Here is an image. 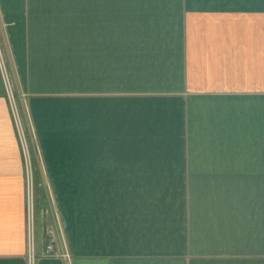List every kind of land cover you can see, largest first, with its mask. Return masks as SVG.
Segmentation results:
<instances>
[{
	"label": "crops",
	"instance_id": "crops-1",
	"mask_svg": "<svg viewBox=\"0 0 264 264\" xmlns=\"http://www.w3.org/2000/svg\"><path fill=\"white\" fill-rule=\"evenodd\" d=\"M0 55L32 264H264V0H0ZM26 180L0 71V264Z\"/></svg>",
	"mask_w": 264,
	"mask_h": 264
},
{
	"label": "built area",
	"instance_id": "built-area-1",
	"mask_svg": "<svg viewBox=\"0 0 264 264\" xmlns=\"http://www.w3.org/2000/svg\"><path fill=\"white\" fill-rule=\"evenodd\" d=\"M0 71H1V75L4 81V85H5V91H6V96L8 97V100L10 102L11 105V109H12V113L14 116V120H15V125L17 128V132L19 135V139L23 148V153L25 155V159H26V176H27V180H26V199H27V211H28V215L31 214V210L30 207L32 206L33 208V204L30 205L32 203V189H33V184H32V179H31V174H30V165H29V158H28V153H27V143H26V139L24 137V132L22 129V124L20 121V117L18 115L17 109H16V105H15V95L13 93V90L11 88L10 82H9V78L7 75V72L5 70L4 67V63L2 61L1 55H0ZM31 208V209H32ZM33 213V211H32ZM31 216L33 217V214H31ZM30 217V215H29ZM32 224L28 225V250H27V256H28V260H29V264H32V259L34 256V249H33V234H32ZM45 251L49 252V253H55L57 255H59L60 257H63L65 259H69V252L67 250H60L59 252L55 250L53 244L51 242H48L45 244Z\"/></svg>",
	"mask_w": 264,
	"mask_h": 264
},
{
	"label": "rangeland",
	"instance_id": "rangeland-1",
	"mask_svg": "<svg viewBox=\"0 0 264 264\" xmlns=\"http://www.w3.org/2000/svg\"><path fill=\"white\" fill-rule=\"evenodd\" d=\"M32 203L30 204V205H32L33 204V208H32V206L30 207V210H31V214H33V217H34V212H35V210H36V204H37V200H36V191H35V186H33V189H32ZM32 208V209H31ZM32 211H33V213H32ZM31 214H29L30 215V217H29V215H28V211H27V224L29 225V224H32L33 225V217L31 216Z\"/></svg>",
	"mask_w": 264,
	"mask_h": 264
}]
</instances>
